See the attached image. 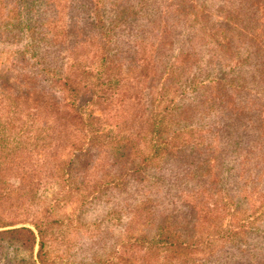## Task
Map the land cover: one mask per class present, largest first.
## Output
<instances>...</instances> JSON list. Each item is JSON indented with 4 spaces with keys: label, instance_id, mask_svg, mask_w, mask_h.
<instances>
[{
    "label": "trees",
    "instance_id": "obj_1",
    "mask_svg": "<svg viewBox=\"0 0 264 264\" xmlns=\"http://www.w3.org/2000/svg\"><path fill=\"white\" fill-rule=\"evenodd\" d=\"M6 51L0 200L122 199L119 246L79 264H264V0H0ZM32 219L0 211V257L72 264Z\"/></svg>",
    "mask_w": 264,
    "mask_h": 264
},
{
    "label": "rangeland",
    "instance_id": "obj_2",
    "mask_svg": "<svg viewBox=\"0 0 264 264\" xmlns=\"http://www.w3.org/2000/svg\"><path fill=\"white\" fill-rule=\"evenodd\" d=\"M12 61L10 52H0V70L10 66ZM10 175L9 172L4 173L9 179L12 178ZM169 181H174V178ZM36 182H39V192L12 188L13 191L8 192V197L0 200V211L12 216L16 221L26 220L15 226H33L30 223L33 217H43L46 214L50 219H56L57 230L52 237V248L64 258V261L69 260L72 264H79L88 260L95 261L101 256H112V250L119 246L123 232L119 220L109 215L110 208L115 205L110 192L99 194L97 198H90L83 203L81 201L83 192L69 191L68 187L64 188L62 181L44 177ZM88 183L90 185V182ZM133 193L135 196L133 195L132 199H134L129 200L135 203L142 194L137 192V189ZM154 196L159 200L170 202L173 196L177 195L176 192H156ZM121 200L119 199L120 204L116 203V209H122ZM143 228L141 226L140 229ZM199 254L203 255V253ZM0 264H7V260L0 257Z\"/></svg>",
    "mask_w": 264,
    "mask_h": 264
}]
</instances>
